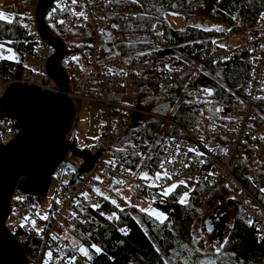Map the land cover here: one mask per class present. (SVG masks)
Returning a JSON list of instances; mask_svg holds the SVG:
<instances>
[{
    "label": "built area",
    "instance_id": "obj_1",
    "mask_svg": "<svg viewBox=\"0 0 264 264\" xmlns=\"http://www.w3.org/2000/svg\"><path fill=\"white\" fill-rule=\"evenodd\" d=\"M36 2L37 0H18V5L22 8L32 9V14H24L21 16V20L24 25H27L25 31L29 37L28 41L36 49V53L32 57L37 61L41 75L28 70L22 59L16 61V64L9 66L8 76L0 80V97L13 83L33 86L41 91L48 89L57 92L55 85L44 71V65L53 51L40 38L35 28L33 11ZM50 13L57 16L55 26L58 32L64 33L74 29L81 31L78 38L79 42L83 43L86 53L83 55L78 52L79 55H75L76 60H72L69 53L62 57L58 66L66 75L67 91L65 95L72 102L75 111L82 104L98 105L92 112L97 123L98 140L88 151L90 155L101 151L91 169L86 174L79 175L80 181L77 183L68 184L72 175L69 172L68 175L62 172L56 175L52 174L51 178H54L55 182L54 194L59 199V203L54 205L47 221L40 223L36 217H33L26 222L27 227L36 231L40 240L38 254L48 250L61 254L62 259L65 260L67 255L64 253L67 252L68 256L75 257L76 262L84 260L83 256L67 240V231L72 219L76 218L79 223H83L79 210L96 204L100 206L106 201L100 197L88 200L82 195V193H87L91 196L95 186L108 191L116 190L118 187L126 189L127 198L123 206H120L121 199L116 194L118 202L113 205L110 203L116 209H130L141 201H159L162 198L158 195L161 191L160 188L146 187L145 181L124 172L119 165L114 169L106 163L118 159L109 154L118 134L128 130L132 120L143 118L155 119L159 121L160 130L167 128L172 131V134L164 135V142L170 141V145L167 147V151L161 149L159 157L166 158L167 154L171 153L177 163L169 165L168 169L177 174L171 180H162L160 183L167 187L172 183L185 180L188 185H198L220 192L226 201H232L241 208L246 220L256 230L258 240H264V205L234 176L235 159L244 138L250 132L254 119L252 104L259 97L264 83V8L253 26L246 31L241 44L217 46L215 38H212L203 58L186 66L180 64L162 66L151 61L149 55H156L162 50L161 39L164 30L161 20L154 22L151 26L148 45L153 49L109 56V45L106 42L112 37V19L136 18L138 12L132 8L112 5L109 0H77L75 4L72 0H56L47 10L46 21L51 16ZM79 13H84V16L75 15ZM163 16L165 17V15ZM59 21H63V23ZM105 32L108 34L104 35ZM63 44L66 51L69 52L66 42ZM245 54L249 55L250 69L243 102L221 105V111L214 112L213 117H209L203 112L202 116L189 128L177 124L166 116L143 109L137 103L138 97L134 106L122 103L123 98L128 95V89L131 90V96L135 97L137 96L135 89L140 87L161 90L166 86H173L184 95L191 93L198 98L206 96L202 91L204 88L195 83L200 66L204 63H220ZM24 56L26 55L22 57ZM225 58L227 59L225 60ZM16 74H18V79H15ZM10 139L9 128L0 129V147ZM257 139L255 138L249 146L250 154L255 159L261 154L258 150L260 143ZM177 143L181 146L178 156L174 148ZM190 147L204 155L202 157H197L193 153L184 155ZM200 160H203L204 163L201 164ZM179 161L190 163V166L184 168ZM156 171H159L158 166ZM209 172L214 175L208 176ZM96 177H99V180L95 179ZM114 180H122L124 183L115 184ZM23 198L13 204L15 209L30 208L31 202ZM113 214L118 217L115 209L102 211L99 216L104 222H116L117 218L108 219ZM32 221H35V224ZM14 222L13 226L7 227L10 231L16 224H20L18 218H15ZM39 224L42 225L40 231H38ZM121 229L123 228H120L119 231ZM53 237L57 239H53ZM38 263V256L33 260L27 258V264Z\"/></svg>",
    "mask_w": 264,
    "mask_h": 264
},
{
    "label": "trees",
    "instance_id": "obj_2",
    "mask_svg": "<svg viewBox=\"0 0 264 264\" xmlns=\"http://www.w3.org/2000/svg\"><path fill=\"white\" fill-rule=\"evenodd\" d=\"M2 1L14 4L17 0ZM109 2L112 5L129 7L138 12V16L133 19H112L113 25L118 27L112 28V37L106 42L109 45V56L145 50L148 47L151 26L154 22L160 21L165 13H177L188 17L202 12L207 5L214 3L212 6L213 16L231 26V30L245 32L253 26L264 8V0H222V3L219 4L217 0H139L138 3H133L131 0H109ZM56 19L57 16L51 15L45 23L46 28L52 36L63 41V34L58 32L55 26ZM71 32L77 38L81 34L78 29L71 30ZM214 34L213 31H204L191 26L173 30L165 24L161 39L164 48L156 55L150 56V59L162 66L168 64L189 65L193 61L203 58ZM117 36L133 37L128 42L125 39L122 43L114 44ZM28 40L29 37L20 17L14 15L11 24L0 21V44L11 48L19 58L17 61H20L23 55L32 56L36 53L33 44ZM68 51L71 52L70 54L79 52L84 55L86 53L83 43L76 42L68 46ZM11 64H16V61L0 60V80L8 76V68ZM249 69V55L247 54L232 57L216 64H202L195 83L204 89L211 90L213 93L211 96L206 95L198 98L190 94L184 95L173 86H166L161 90L140 87L135 91L151 93L159 107L158 110L155 109L157 114L166 116L177 124L189 128L202 116L204 107L213 110L225 104L242 103ZM259 97L264 98V83ZM172 106L171 112L167 114L168 109ZM252 110L254 119L250 132L244 138L235 159L234 176L264 205V193L260 191V188L264 187V131L259 137L256 136L264 128V99L254 101ZM6 127L9 128L12 137L15 134L14 123L3 118L0 120V129ZM165 134L170 135L172 131L167 128L160 130L159 121L155 119L132 120L130 128L118 134V139L109 154L120 159L125 168H130L135 172L137 171L135 164L139 163V158L129 155L127 159L132 163H124V154L116 152L115 149L123 148L131 143L140 145L139 150L145 152L146 147L143 141L150 142L154 137H157L156 141L164 142ZM256 137L259 138V143L262 146L263 162L253 161L249 156V146ZM156 141H152V144H155ZM128 151L131 152V149L129 148ZM160 151V148L154 150L158 157ZM242 153L247 156L243 158ZM156 167L157 160H154L149 168L142 170L148 171L149 175H152L156 171ZM59 168L64 167L63 165L57 166L53 175L62 172V169L57 170ZM53 179L51 178L52 181ZM189 188L192 191L189 192V200L186 205H181L178 202L180 196L188 191L183 186L177 188L170 196L162 197L159 201H146L167 217L163 224L135 208H122L123 211L116 209L108 201L96 209L93 207L81 209L78 212L83 218V223H79L76 218L72 219L67 231V240L73 242V247L78 252L80 247L89 248V255L92 256V259L88 260L83 256L88 264H166V262L167 264H198V258L204 256L195 253L191 248V226L201 199L206 192H211L213 189L198 185H189ZM20 198L17 200L10 198V209ZM23 199L30 201L32 206L31 198L24 197ZM227 204L233 206L232 223L226 235L227 243H224L221 255L218 254L219 256L215 257V264H264V240H258L256 230L246 220L238 205L232 201H227ZM112 209L118 213V220L116 222L102 221L99 213ZM33 217L34 209L31 208L28 219H23L22 223L16 224L11 230L13 236L26 251L28 260L37 258L40 248V240L36 231L26 225V222ZM45 221L47 220L42 222ZM38 228L40 231L42 225L39 224ZM120 228H123L127 235L125 232L119 231ZM92 244L101 249L100 254H94L91 249ZM64 254L69 255L67 252Z\"/></svg>",
    "mask_w": 264,
    "mask_h": 264
},
{
    "label": "water",
    "instance_id": "obj_3",
    "mask_svg": "<svg viewBox=\"0 0 264 264\" xmlns=\"http://www.w3.org/2000/svg\"><path fill=\"white\" fill-rule=\"evenodd\" d=\"M54 1L37 0L33 20L40 38L53 51L44 65V71L54 82L57 92L13 83L0 97V120L12 121L15 130L11 139L0 147V264H27L26 251L5 226L12 194L16 192L38 203L46 196L57 166L63 165L72 174L69 185L77 183L79 175L91 169L101 151L90 155L88 150L77 149L65 139L76 111L65 95L67 78L58 66L62 57L71 52H67L63 42L48 32L45 24L47 10ZM15 79H18V74ZM258 150L262 154L261 144ZM68 158H74L80 164L76 166ZM220 202L218 197L217 206L213 209L218 216L214 230L210 220H205L203 225V232L208 234V240L213 244L221 243L228 223V212L220 206Z\"/></svg>",
    "mask_w": 264,
    "mask_h": 264
},
{
    "label": "rangeland",
    "instance_id": "obj_4",
    "mask_svg": "<svg viewBox=\"0 0 264 264\" xmlns=\"http://www.w3.org/2000/svg\"><path fill=\"white\" fill-rule=\"evenodd\" d=\"M214 3L207 5L204 10L200 13L190 15L188 17H183L181 15H170L169 13H165V17L163 16L161 21L163 22V30L165 24L168 25L173 30H179L184 26H191L197 29H201L204 31H213L215 34L212 36L215 38V43L217 46H234L241 44L244 41L245 32H237L231 30V26L227 25L226 23L218 20L215 16H213V8L212 6ZM63 34V42H66V46L68 47L72 43H80L79 38L77 36H74V34L70 31H65ZM133 37V36H131ZM130 37V38H131ZM130 38L117 36L114 40V44L116 43H122L123 41L126 42L129 41ZM112 46V45H111ZM110 46V47H111ZM162 49L164 46L161 44ZM7 49H11L4 45L3 49H0V55H3L5 57L9 55H14L15 58L17 57L16 54L11 49V52L9 53ZM153 49L152 46H149L145 49V51ZM75 55H79L78 52L72 53L70 55L72 60H76ZM153 56V55H149ZM18 58V57H17ZM19 60V58L17 59ZM22 61L26 64V68L30 70L31 72L38 73L41 75V72L38 70V63L32 56H24L22 57ZM151 90V89H150ZM131 90L128 89V95L123 98L122 103L127 106H134L136 104V98L138 97V104L145 110L150 112H156L155 109L159 108L156 104L155 99L153 98V95L151 93H146L145 91H135V97L131 96ZM98 107L97 104H90L85 105L82 104L78 109H76V116L75 120L70 128L69 133L65 136V139L68 141H72L73 144L77 149L80 150H89L91 149L97 142V130H96V120L93 118L92 112ZM173 106L168 109L167 114H169L172 110ZM205 108V107H204ZM202 108L204 114H206L209 117L214 116L215 109L220 107H216L213 110L206 107L205 109ZM158 110V109H157ZM157 113V112H156ZM217 113V112H216ZM166 114V115H167ZM264 131V128L261 129L260 132L256 134L257 137H259ZM256 137V138H257ZM118 139V136L115 138V142ZM157 137H154L152 141H156ZM259 141V138L257 139ZM152 141L151 144H152ZM114 142V144H115ZM156 148L153 149V151ZM148 151L147 147L145 149V153ZM242 157L245 158L247 156L245 153H242ZM249 156L252 157L253 161H259L263 162L262 154H260V157L255 159L250 153ZM71 163L74 165H79L80 162L74 158H68ZM62 169V173H65L68 175V172L64 168H59L57 170ZM122 187H118L116 190L108 191L106 189L99 188L98 186H95L92 189V195L87 196L86 199L88 200H94L97 197H100L109 203H112V201L118 202V197L121 199L120 206H123L126 203L127 193L126 191H123L121 189ZM94 189H98L100 195L94 191ZM55 182L51 180L48 191L46 193V196L40 200V202H36L35 199H32V206L31 208L34 209V217L41 221H44L45 219H42L41 217L47 216L49 218V214L52 212L54 205L59 201V199L55 196ZM118 195L117 196H115ZM120 195V196H119ZM21 195L14 192L11 196L13 200H17L20 198ZM107 197V199H105ZM221 198L220 206L223 207L228 212V223L224 229L223 235H222V241L220 244H213L208 240V234L203 232V223L207 217H210L212 215L213 209L217 206V198ZM115 203V204H116ZM154 208L149 203H146L145 201H141L136 206H134L135 209L140 211L139 209H149V207ZM31 208H21L20 210H15L14 207H12L9 211L8 216L5 219V226L10 227L15 224L14 220L15 218H18L20 223H22L23 219L25 217H29V214L31 213ZM155 209V208H154ZM233 211V206H230L227 204V201L224 199V196L219 192L211 191L206 192L201 199L198 210L196 213V216L194 218V221L191 226V248L194 250L195 253L201 254L204 257L198 258V264H200L201 261H208V260H216L215 257L217 255H221L222 249L224 247V242L226 241V235L231 227L232 218L231 213ZM141 212V211H140ZM159 212V211H158ZM149 216L147 212H142ZM150 217V216H149ZM153 220L159 222L154 217H150ZM71 242V243H70ZM69 243L73 246V242L70 241ZM223 245V247H221ZM220 249L219 253L216 252V249ZM48 250H44L42 253L39 252L38 254V264H66V260L62 259L61 254H55L52 253V257L49 258L47 256ZM218 255V256H219ZM70 257V256H67ZM66 257V258H67ZM74 257V256H72ZM75 264H88L85 260L82 262H76ZM223 264V263H221Z\"/></svg>",
    "mask_w": 264,
    "mask_h": 264
},
{
    "label": "snow or ice",
    "instance_id": "obj_5",
    "mask_svg": "<svg viewBox=\"0 0 264 264\" xmlns=\"http://www.w3.org/2000/svg\"><path fill=\"white\" fill-rule=\"evenodd\" d=\"M72 2L75 4L77 2V0H72ZM131 2L133 3H138L139 0H131ZM217 3H222V0H217ZM57 7L59 8V5H57ZM170 15H177V13H169ZM51 15V13L49 14ZM78 16H84V13H79V14H75ZM7 21L8 24L12 23V18L9 16H6V14L0 12V21ZM60 23H63V21H59ZM24 27H27V25H24ZM114 28L118 27L117 25H113ZM4 45L0 44V49H3ZM7 51L10 53L11 49H7ZM0 59H12L15 60V56L14 55H9L7 57L0 55ZM227 58H225L226 60ZM111 71V70H110ZM219 75V74H218ZM207 96H211L213 95L212 91L209 89H203L202 90ZM191 95V93H190ZM256 99H264L262 97H257ZM216 112L221 111V109L217 108L215 109ZM175 115V113H174ZM143 144L145 147H147L148 151L142 152L139 150L140 145L137 144H131L129 143L128 145H126L123 148H116L115 151L118 153H123V161L124 163H132V161H129L127 159V157L129 155L133 156V157H137L139 158V163L135 164V167L137 169V171H132L130 168H125L123 166V164L120 162V159H113L111 161H107L106 163L109 164L111 167H113L114 169L117 167V165H119L121 167V169L128 173L129 175L133 176V177H138L139 179L143 180L146 182V187L149 188H160L161 191L158 193V195L162 196V197H168L171 194H173L175 192V190L181 186H183L184 188L188 189V191L184 192L183 195L180 196L179 198V203L181 205H186L188 200H189V192L192 191L191 188H189L188 183L185 180H180L178 183H172L171 185L164 187L160 181L162 180H171L173 178V176H175L177 173L174 171H169L168 166L169 165H174L175 163H177V160L175 159L174 156H172L171 153L167 154V157H158V154L156 152L153 151L154 148H160L163 149L165 151H167V147L170 145V141L169 142H162L161 140H157L155 144H151L149 141L145 140L143 141ZM131 149V152L128 151V149ZM175 148V152L176 155H180V149L181 146L180 144H175L174 145ZM211 150V149H210ZM188 153H193L195 156L197 157H202L204 155V153H201L199 151H197L194 148H188L187 152L184 153V155H187ZM157 160V166L159 168V171L154 172L152 175H149L148 171H143L142 169L145 168H149L151 166V163ZM180 163L183 164L184 168H188L190 166V163H186L184 161H179ZM200 163L203 164L204 161L200 160ZM214 175V173L209 172L208 176ZM95 179L99 180V177H96ZM191 179V178H189ZM115 184H123L124 181L122 180H114ZM94 191H96V193L98 195H100L99 190L98 189H94ZM260 191L262 193H264V187L260 188ZM82 195L87 198L88 194L87 193H82ZM105 199H107V197H105ZM154 202V201H153ZM57 203H59V201H57ZM113 204H115V201H112ZM94 209L99 208V205H93L92 206ZM118 207V206H117ZM121 211H123V209H120ZM141 212H147V214L150 217H154L156 220H158L161 224L164 223V221L167 219L166 216H164L163 214H161L160 212H158L156 209L151 208V206L149 207V209H139ZM101 215H103V213H101ZM42 219H47V216L41 217ZM113 218H117L115 217V214H113V216L108 217V219H113ZM25 219H28L27 217H25ZM33 224H35V221H32ZM122 232H125V235H127V232L124 229H121ZM53 239H57L56 237H53ZM224 243H227V241H225ZM221 247H223V245H221ZM91 249L93 250L94 254H100L101 253V249L99 247H97L95 244L91 245ZM220 249H216V252L219 253ZM79 252L81 253L82 256H84L85 258H87L88 260L92 259V256L89 255V248L86 247H80L79 248ZM52 252L49 251L47 253V256L49 258L52 257ZM66 260V264H75V257H67L65 258ZM167 264V262H166ZM200 264H215L214 260H208V261H201Z\"/></svg>",
    "mask_w": 264,
    "mask_h": 264
},
{
    "label": "crops",
    "instance_id": "obj_6",
    "mask_svg": "<svg viewBox=\"0 0 264 264\" xmlns=\"http://www.w3.org/2000/svg\"><path fill=\"white\" fill-rule=\"evenodd\" d=\"M0 12L6 14V16H9L13 19L14 15H17L18 17L21 18V16H23L24 14H32V9H26V8L20 7L18 5V0L14 4L0 0ZM2 22L7 23L6 20ZM17 59L18 58L16 57L15 60H12V59H0V60H7V61L15 62L17 61ZM123 191H126V189L123 188Z\"/></svg>",
    "mask_w": 264,
    "mask_h": 264
},
{
    "label": "flooded vegetation",
    "instance_id": "obj_7",
    "mask_svg": "<svg viewBox=\"0 0 264 264\" xmlns=\"http://www.w3.org/2000/svg\"><path fill=\"white\" fill-rule=\"evenodd\" d=\"M210 217H211V219H209ZM210 217H207L205 220H210L209 223L211 224V226H212V228H213V230H214V227H215L216 222H217V220H218V216H217V214H214V213L212 212V215H211ZM205 222H206V221H204L203 225L205 224Z\"/></svg>",
    "mask_w": 264,
    "mask_h": 264
},
{
    "label": "bare ground",
    "instance_id": "obj_8",
    "mask_svg": "<svg viewBox=\"0 0 264 264\" xmlns=\"http://www.w3.org/2000/svg\"><path fill=\"white\" fill-rule=\"evenodd\" d=\"M47 76V75H46ZM48 77V76H47ZM49 78V77H48ZM50 79V78H49ZM51 80V79H50ZM51 82L54 84V82L51 80ZM55 85V84H54ZM56 87V86H55ZM56 89H57V87H56ZM58 90V89H57Z\"/></svg>",
    "mask_w": 264,
    "mask_h": 264
}]
</instances>
